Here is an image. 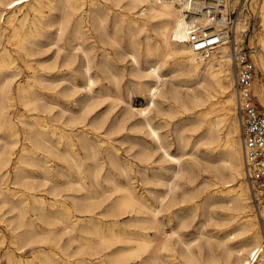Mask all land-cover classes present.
<instances>
[{"label": "bare ground", "instance_id": "bare-ground-1", "mask_svg": "<svg viewBox=\"0 0 264 264\" xmlns=\"http://www.w3.org/2000/svg\"><path fill=\"white\" fill-rule=\"evenodd\" d=\"M122 1L0 0V206L5 209L0 220L6 223L10 239L0 252V260L4 258L3 264H264L262 225L251 210L249 186L242 180L243 144L230 39L208 54L192 48L188 42L190 28L198 24L208 27L214 20L211 12H198L193 0ZM229 2L224 3V12L238 0ZM249 8L260 16L261 45L255 50H262L256 63L264 73V1L249 0ZM248 10L242 8L240 15ZM242 17L235 23L238 43L248 27V18ZM124 22L130 33L127 45L117 31ZM142 31L145 37L141 40ZM107 43L116 44L138 66L142 64V50L152 57L153 63L143 68L144 75L155 78L148 87L149 109L159 97L174 98L195 112V129L205 125L201 139L210 144L212 155L219 156L214 160L219 162L214 165L213 193L225 202L217 233H206V238L188 236L192 213L183 212L182 203L193 196L187 200L186 191L178 196L176 190L178 178L192 166L183 157L189 151H170L148 108L139 110L143 117L137 125L146 128L174 169L169 176L155 171L151 175L144 165L142 180L148 182L156 176L165 184L162 190L141 189L134 183L131 160L118 146L109 144L110 136L104 138L89 128L72 132L62 127L58 133L54 128L49 130L46 121L37 122L38 113L33 111L54 114L56 106L60 118L69 112L63 117L66 125L87 119V112L76 114L70 101L75 87L83 85L94 94V86L104 84V73L109 71L116 78ZM51 45L58 48L53 61L37 56L43 47ZM62 50H66L65 56L60 59ZM80 56L82 60L76 63ZM164 64L183 75L178 82L186 90L178 85L163 87ZM63 82L73 87L64 84L58 89ZM254 92L264 104V76L256 75ZM94 95L107 94L99 89ZM15 98L32 111L33 119L27 120L24 112L11 109ZM18 122L24 126L23 136ZM88 122L99 130L105 126L106 117L95 115ZM179 137L184 145L191 142L182 133ZM151 146H143V158ZM100 148L104 149L103 156L99 155ZM82 164L87 168L73 170V165ZM115 166L126 174L125 181L119 179ZM126 213L129 217L120 223L117 217ZM108 215L115 218L108 220ZM5 240L6 233H0V244ZM28 246L32 255L23 256Z\"/></svg>", "mask_w": 264, "mask_h": 264}, {"label": "rangeland", "instance_id": "rangeland-1", "mask_svg": "<svg viewBox=\"0 0 264 264\" xmlns=\"http://www.w3.org/2000/svg\"><path fill=\"white\" fill-rule=\"evenodd\" d=\"M122 3H125V0H123ZM248 12L249 13H245V14L243 12L244 14L243 17L248 18V22H247L248 30L246 34H242L239 40L245 46L252 47L253 49L252 53L255 58V62H257L258 61L256 60L257 55L258 54L263 55L262 50L260 48L259 50H255V46L260 47L261 45L258 34L262 30V26L260 24L259 13L256 11L255 14V12H253V10H251L250 8ZM243 17L242 19H244ZM112 18L113 15L111 16L110 21L112 20ZM110 23L112 26L113 20ZM126 28L127 27L124 22L121 23L120 28H118L117 30L118 34L123 38V42L125 45H127L130 40V33L127 31ZM144 37H145V31H142L139 34V39L142 40ZM106 47L109 49V52L112 54L114 58V70L115 72L117 71L116 72L117 76L116 78H114L109 71L104 73V75L106 74L107 76V77L105 76L103 79L104 84L102 85L101 83H97L94 86V88L96 89L94 94L97 93L99 89H101L107 95L103 97L95 96L92 92L88 91L82 85L75 87L74 97L70 101L72 108H74L77 111L76 114L87 112L88 117L84 122L83 121L78 122L73 126L66 125L64 123L65 121L64 118L67 117L69 112L65 113L66 115L63 116L64 118L63 117L60 118L58 116L59 114H56L60 110L58 106L54 108V114L53 112L47 113L42 110H36L33 112L38 113L39 120H37V122L45 123L46 121L48 125L47 128L49 130L54 128L58 133L60 132L62 127H65V129L71 130L72 132H78L83 130L84 128H89L90 130H92V132H97L99 135L103 136L104 138H108V136H110V139H107L109 144H115L116 146H118L119 152L124 157H127L131 160L130 169L134 171V180H135L134 183H136L138 187L141 189L145 187H149L157 190H162L164 189L165 184L163 182H160V180L156 176H153L151 179H149L148 182L142 180L141 169L145 165L146 168H148V172H150L151 175L153 174V171H155L158 173L166 172L167 176H169L174 169V164L172 161L164 157L163 149L160 147L158 148L156 143L152 140L151 136L148 134L146 128L137 125L138 122L143 117L142 113H140L139 110L142 108L147 109L148 105L150 104L148 87L150 84H152L155 81V78L144 75L143 68H146L149 64L153 63L152 57L147 56L146 53L142 50L140 52V63L142 64L138 66V64L134 63L132 57L129 54L122 52L116 44L107 43ZM65 51L66 50H62L60 52V57H59L60 59H63V57L65 56ZM229 52H230V44H229ZM57 54H58L57 45H51L50 48H47V46L43 47V50L40 51L37 54V56L41 58H47L49 62V61H53V59L57 56ZM81 60H82L81 56L77 57L76 63H78ZM256 66L258 70L257 73L258 76H264L263 70L260 67H258V63H256ZM231 70L234 77L233 61H231ZM161 72L163 78H165V84L163 86L165 89L171 88L172 85H178L182 89L186 90V86L181 85L178 82L179 79L183 78V75L178 74L177 71H172L168 64L163 65ZM64 84L68 85L70 88L73 87L70 83L63 82L58 86V89L63 87ZM234 88H235V77H234ZM40 89L42 91L49 90V88H40ZM119 96L121 98H119ZM257 98L259 100V103L264 107V104L260 101L258 96ZM126 100H128L130 103L128 101L126 102ZM11 103L13 104L11 108L13 111L24 112L25 119L27 120L33 119L31 116L32 114H30L32 113V111L28 110L16 98L15 100L13 99ZM237 109L238 106H236V110ZM195 110H199V108ZM149 114L153 117L154 122L158 124V129L161 132L165 142L169 144L168 148L170 149V151L176 154H182L185 151H189L186 154H184L183 157L184 159L186 158L187 159L186 162L191 163L192 166H190L189 170L187 169L183 173V175L180 178H178L180 186H178L176 190L178 196H182L184 191H186L187 200L188 197L190 198L191 196H193L192 200L185 201L182 203L183 206L185 207L183 212L187 211L185 213H192L191 216L192 221H190V226L188 227V230L191 234L188 236L200 235L202 236V238H206L205 237L207 235L206 233H217L219 228L221 227L219 222L222 221L223 213L225 212V208H224L225 202L220 199V196L218 194L213 193L215 190L214 189L215 185L212 184L213 181L215 180L214 165L219 162L217 160L216 161L214 160L218 159L219 156L218 153L212 155V152L209 150L210 144H208V142H206L205 139H201V134L203 133V128L205 125L202 124L201 127L195 129L196 125L195 123H193L195 112H193L192 109H186L183 106L182 101H176L174 98L166 99L163 97H159L158 103L150 107ZM13 115H17V114H13ZM95 115L106 117L105 126L99 130L93 129L91 127V124L88 122ZM18 126H19L20 136L21 135L23 136L24 126L21 122H18ZM25 126L28 127L27 125ZM180 133L184 134L186 137H189V139L191 138V142H189L187 145H184V142H182L179 137ZM239 136H240V124H239ZM195 141L197 142L194 144ZM144 145H152L150 148L148 147L147 149L148 152L146 156L147 158H143L141 154ZM20 147L21 145L17 147L16 151H18ZM192 152L193 154H191ZM103 154H104V149L100 148L99 155L103 156ZM92 160L94 159L91 158L90 161ZM51 164L55 165L56 164L55 160L51 161ZM86 166H87L86 164H82L81 166L73 165L72 168L73 170L77 171L79 167H81V169H86L87 168ZM105 166H109V162L108 163L106 162ZM37 169L39 170L41 168L37 166ZM104 169L105 167L102 169V172H104ZM113 170L117 172L120 180L125 181L127 179L126 174L123 173L118 166H115ZM242 180L243 181L245 180L244 183L247 182V185L249 186L246 176L242 177ZM103 181L107 184H111L109 180H104V178ZM144 190L148 192L147 189ZM249 193H250V188H249ZM48 198H50V196H48ZM108 199L110 200V198ZM108 199L106 201H108ZM251 204H252L251 208L253 207L251 210L255 211L254 213H256L255 215H257V221L260 225H262L261 229L263 230V224H264L263 220L254 209V205L252 201ZM190 205H194V206L191 208ZM0 209H1L0 212H3L5 210L4 207L2 208L1 206ZM76 213L78 215L82 214L86 216L85 212L77 211ZM128 214L130 215V213H126V214H121L119 217H117L120 219L119 220L120 223H123L129 217ZM106 218L108 220H112L115 217L113 215H108ZM228 227H230V225H228L226 228ZM2 232L6 233V240L4 243L0 244V252L4 251L5 245L8 244L10 241L9 229L6 226V223L0 220V233ZM38 246L39 244L36 245V247ZM47 247L51 248L52 245L49 244L47 245ZM31 250H32L31 246L26 247L25 250L22 251L23 256L32 255ZM0 262H2L3 264L4 258H1Z\"/></svg>", "mask_w": 264, "mask_h": 264}, {"label": "built area", "instance_id": "built-area-1", "mask_svg": "<svg viewBox=\"0 0 264 264\" xmlns=\"http://www.w3.org/2000/svg\"><path fill=\"white\" fill-rule=\"evenodd\" d=\"M198 12L202 9L212 13L214 20L208 27L195 25L188 32V42L194 50L208 54L225 39H230L233 57L235 89L243 144L244 170L254 209L264 223V107L254 92L258 73L251 46L237 42L235 23L242 8L248 9L249 0L232 3L226 12L222 7L226 0H193ZM264 1V0H263ZM244 2L247 6H244ZM248 28L245 30L247 33ZM264 233V224H263Z\"/></svg>", "mask_w": 264, "mask_h": 264}]
</instances>
